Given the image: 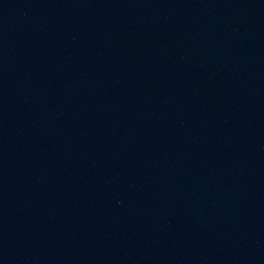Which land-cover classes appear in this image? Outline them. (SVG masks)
<instances>
[{"label":"water","instance_id":"obj_1","mask_svg":"<svg viewBox=\"0 0 264 264\" xmlns=\"http://www.w3.org/2000/svg\"><path fill=\"white\" fill-rule=\"evenodd\" d=\"M0 264H264V0H0Z\"/></svg>","mask_w":264,"mask_h":264}]
</instances>
